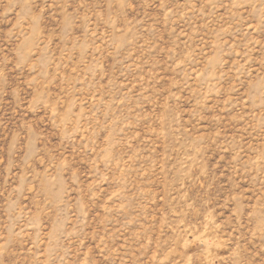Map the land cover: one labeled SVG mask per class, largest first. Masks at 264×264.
<instances>
[{
	"label": "rangeland",
	"instance_id": "rangeland-1",
	"mask_svg": "<svg viewBox=\"0 0 264 264\" xmlns=\"http://www.w3.org/2000/svg\"><path fill=\"white\" fill-rule=\"evenodd\" d=\"M0 264H264V0H0Z\"/></svg>",
	"mask_w": 264,
	"mask_h": 264
}]
</instances>
